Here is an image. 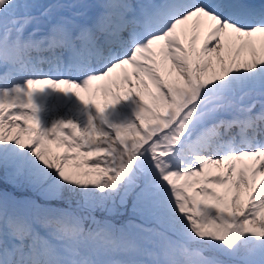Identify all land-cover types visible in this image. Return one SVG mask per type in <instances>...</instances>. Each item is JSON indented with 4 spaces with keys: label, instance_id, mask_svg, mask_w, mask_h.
<instances>
[{
    "label": "snow or ice",
    "instance_id": "1",
    "mask_svg": "<svg viewBox=\"0 0 264 264\" xmlns=\"http://www.w3.org/2000/svg\"><path fill=\"white\" fill-rule=\"evenodd\" d=\"M240 261L264 264V0H0V264Z\"/></svg>",
    "mask_w": 264,
    "mask_h": 264
},
{
    "label": "bare ground",
    "instance_id": "2",
    "mask_svg": "<svg viewBox=\"0 0 264 264\" xmlns=\"http://www.w3.org/2000/svg\"><path fill=\"white\" fill-rule=\"evenodd\" d=\"M58 103V101L55 99V97H53V98H51L50 100H49V105L51 106V105H54V104H57Z\"/></svg>",
    "mask_w": 264,
    "mask_h": 264
},
{
    "label": "rangeland",
    "instance_id": "3",
    "mask_svg": "<svg viewBox=\"0 0 264 264\" xmlns=\"http://www.w3.org/2000/svg\"><path fill=\"white\" fill-rule=\"evenodd\" d=\"M242 250H243V254L242 255L244 257L247 254V248L242 246L240 251H242Z\"/></svg>",
    "mask_w": 264,
    "mask_h": 264
}]
</instances>
